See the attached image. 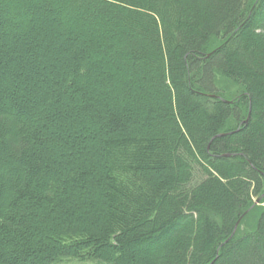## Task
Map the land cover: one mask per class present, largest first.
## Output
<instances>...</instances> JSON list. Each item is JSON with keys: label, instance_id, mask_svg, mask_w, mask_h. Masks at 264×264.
<instances>
[{"label": "trees", "instance_id": "obj_1", "mask_svg": "<svg viewBox=\"0 0 264 264\" xmlns=\"http://www.w3.org/2000/svg\"><path fill=\"white\" fill-rule=\"evenodd\" d=\"M262 101L264 0H0V264H264Z\"/></svg>", "mask_w": 264, "mask_h": 264}, {"label": "rangeland", "instance_id": "obj_2", "mask_svg": "<svg viewBox=\"0 0 264 264\" xmlns=\"http://www.w3.org/2000/svg\"><path fill=\"white\" fill-rule=\"evenodd\" d=\"M259 19H263V18L255 19L256 22ZM215 77H216L215 78L216 86L219 89L221 95L224 96L225 98L232 99L241 93V87L238 86L233 81L221 76L220 74H216ZM258 109L260 110L264 109V101L258 104ZM259 205H262V204L254 203L252 208L244 215L240 224L237 225L236 229H239L240 231H250L253 229L256 223V220L261 212Z\"/></svg>", "mask_w": 264, "mask_h": 264}, {"label": "water", "instance_id": "obj_3", "mask_svg": "<svg viewBox=\"0 0 264 264\" xmlns=\"http://www.w3.org/2000/svg\"><path fill=\"white\" fill-rule=\"evenodd\" d=\"M211 97H214V96H211ZM225 101V100H224ZM246 121H247V119L245 120V123H246ZM238 129H236V130H234V131H237ZM234 131H230V132H226V133H221V134H219V135H217V136H223V135H229V134H232ZM229 154H225V155H223V156H228ZM237 225H238V222L235 224V227H234V230H233V233L235 232V229H236V227H237Z\"/></svg>", "mask_w": 264, "mask_h": 264}]
</instances>
